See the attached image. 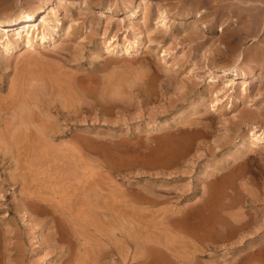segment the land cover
<instances>
[{"label":"rangeland","instance_id":"obj_1","mask_svg":"<svg viewBox=\"0 0 264 264\" xmlns=\"http://www.w3.org/2000/svg\"><path fill=\"white\" fill-rule=\"evenodd\" d=\"M104 1L112 4L117 3V5H119L120 2V5L123 6L128 4L131 8L134 6V3L129 4V1L124 3L126 0ZM38 3L39 7L40 5L42 7V5L45 3V0H1L0 17L32 13L35 8H37L36 4ZM151 5L152 10L150 8V13H153L154 16L157 15L158 9L160 10L161 7L164 12H167L169 17L172 16V19L170 20V28L168 30L158 29L154 31L152 38L155 40L160 38L157 40L158 42L161 40L159 44H157L158 47H160V49L163 47V49H166L171 54L175 55L174 57L177 56V59H170L171 64L174 61L176 65L179 66V71L176 73L177 79L173 85L168 83L165 84L168 81V77H163L165 80H167L164 81V87L166 90L163 89V93L158 91L156 95H152L149 98H143L142 96H139L138 98L136 97L131 103H129L128 100H124L127 103H121L123 105L120 108L114 107L111 111L99 109L91 110L89 112L71 111L69 114L68 112L65 114H60L53 109L48 115L51 114V118L56 119L61 124L56 123V128L50 129L52 134L55 135H52V138L48 137V139L50 138V141L52 142H50L48 139L39 140L40 143L39 141L34 142L32 140L34 139L35 135V140H38V137L39 139H42L40 138L43 136V132L41 131L42 129L40 130L33 128V132L35 131V133H33L32 130L29 131V129L26 130V128L23 127H21L22 129L19 127H16V129L13 127H8V129L7 127H0V194H5V196H7V202L5 201L3 203V201H0V208L5 209L0 210V232H2L1 234L5 237H3L2 240L0 239L3 241L0 242V264H48L51 261L52 262L49 264H58L59 257L61 255H66V257H68L70 255H68V253L70 252L66 251L63 254V251H65L68 247L66 245H69L67 240H64V242L62 239H59L61 237H59L58 234L55 236H58L59 238H54L53 235L52 239H50V231H47L50 229L47 227L48 224H45L46 222L48 223L50 218V213H48L47 208H54L55 206L61 207V205H64L65 202L62 204V201H64L63 199H65L64 194L66 193V190L71 189V186L73 185L78 187L80 186V190H86L89 185L87 181L89 177L88 174L90 175V173L93 171L98 176V181L100 180L101 182H99V186L101 188L103 187V192L101 191L102 194L107 195L106 198L104 197L105 199L102 198L104 196L102 195V199L100 200H102L104 203H107L105 200H109L111 207H115V211L112 208V213L114 216L117 214L115 217H113L115 220L113 221L112 219L110 224V235L113 240L112 264H264V147H261L260 149H250V151L248 150L247 153L244 154L245 156L242 155L240 159L234 158L232 161L233 163L231 162L232 165H228L227 169H210L212 163L223 162V155L228 148H223L220 145L223 141L230 140L229 138L231 137L232 132H236L238 131V128H241V133H246L248 129L252 127V124H256L258 127L264 129L263 117L261 118L263 119L261 121H250L254 117L253 110L255 109L254 111H256V107H252V105H249L248 103H246V105L244 104L242 109H239V111H242V113L244 112V114L237 120V110L239 107L237 110L234 109V111L226 110L225 105L230 100V94H224V92L221 93V91L219 92V96L222 97L224 104L221 105L216 111L207 110L205 112V110L202 108L204 111H201H203V115L206 116H201L202 118H198L199 121H201L199 124H194V122L189 121V119L180 123V128H173L172 130L174 131L171 130V133L169 132L170 129L167 131H156L155 128L149 125L150 123L155 122V120L165 122L171 114L179 111L183 113L182 115L190 114L188 113V111L191 110L189 105L191 102L198 99L200 95L199 93H201V91H204L203 86H200L197 89H192L191 83L196 77L195 73L198 71V77L201 79H207L209 77L208 73L205 72L207 67L214 66L215 64L221 66L234 65L233 58L230 59L231 54L229 52H232L231 47H237L236 50L238 52L235 50L237 53L243 49L247 51L245 48H248L247 46H250L252 41L243 40V43L239 42L237 44H233L229 40V33L231 34L233 31H235V29H232L237 28L238 23H242V20L239 19V16L244 13V10L246 15L252 14L254 11L257 12L258 10H261L264 13V0H254L246 3L236 2V0H153ZM239 7H241V9ZM55 8L57 11L61 10L59 11L61 14L67 13L68 9L70 13L77 9L76 6L74 7V4L70 3H68L65 8L63 5L61 7L60 4H55ZM1 9L4 11L7 9L9 10H7V13ZM62 11L65 12L62 13ZM120 11L121 14L119 19H122L121 23L124 24L123 20H125L128 16L129 9L127 7ZM189 11L191 12V15H194L197 12H200L202 15L200 18L193 17L192 19L190 18L186 21L180 20L178 18L180 15H183V13ZM90 12L91 13H88V15L98 14V9L92 8ZM84 16L85 15H76L78 23L75 25L80 32L82 30L81 26L85 24ZM52 17L54 19V14H52ZM38 18L40 20V15ZM219 24H222L221 26L225 25L226 29H224L223 33H218L216 31V27ZM201 25L205 26L200 27ZM39 26L41 27L40 29L46 27L45 25H40V22ZM124 29L125 26L122 27L118 33H122ZM190 30L191 32H189ZM101 31L102 26L99 27V32ZM4 32L7 31H3L2 29L0 30V47L8 39V35H3ZM11 32L12 31L10 30V37H12ZM164 32H166V35ZM167 32L170 34H167ZM187 36L189 39H187ZM220 37L222 38L221 40ZM178 38H180V40ZM179 42L180 44H178ZM152 43L154 44V42H151V44ZM174 43H176V45H174ZM186 44H188V46ZM252 44L251 48L252 46H255L258 51L261 50L257 47L258 45H256V42H253ZM199 46L203 49H201ZM171 48L173 49L169 50ZM261 48H263V50H261L262 54L259 55V57L254 60L249 58L244 59L242 64H240V68L249 70L252 66L254 69L253 71H258L260 69L261 71L264 70V46H261ZM24 49V53H21L23 56L26 55V50ZM201 51H204V54L200 53ZM179 55H181V58ZM62 57L68 58L69 56ZM149 57H152L153 59L151 58L150 60ZM24 58L25 57H21V59ZM145 58H148V61H151V63L154 65L156 64L154 62H157L156 58L153 56H146ZM195 61H197V63ZM190 64L193 65L190 66ZM202 68L205 69L203 70ZM12 73L14 77L18 75V78H14ZM22 74L23 73L20 71V69L7 70L4 75L6 87L9 84L11 85L10 81H12V79L14 82L16 80L20 81L21 78L19 77L22 76ZM162 76V72L159 71V77L161 78ZM237 82L238 80H236V84H234L239 87V82ZM20 85L15 84L16 87H19ZM263 88L264 84H259V87L255 89V94L253 92V95L262 96V94H264ZM259 89H261L260 92L262 93L258 92ZM253 102L254 104H260V101L255 102V100H253ZM259 106V109H264V103ZM36 114L35 118L38 119V114ZM90 118H95L97 123L93 124L92 121L87 123V119ZM198 119L195 120L198 121ZM203 124L209 125L207 131L205 130L206 128H203ZM87 126L88 128H86ZM91 126L92 128H90ZM198 128H200V130ZM51 131H49V133H51ZM201 131L204 132L202 133ZM28 134L33 138L28 137ZM99 134H102L103 137L102 135L99 136ZM25 137L30 138L34 144L32 141L29 143L25 142ZM90 138L97 140L91 141ZM20 140L23 141L20 143ZM64 141L67 146L70 145V148L76 147L75 149H79L77 148L79 146L81 148L79 149L81 150V153L83 155H87V157L85 158L84 156V158L87 160L89 159L88 161L90 162L92 160L95 166L92 164L90 167L91 169H88L87 167H80V165L79 167L75 166L76 164L78 165V163H76L71 158L72 156L69 151L67 152L63 151V149L61 150L62 147L60 145L64 143ZM22 143L23 145H21ZM40 145L43 147L42 149ZM71 145H74L75 147ZM20 146H22V148ZM21 149L26 150H24L25 152L22 154H20V152L19 155L18 152ZM56 150L60 154L56 152ZM213 151L217 152V154L212 155L213 153L211 154V152ZM65 152L67 153L65 154ZM67 155L69 156L67 157ZM61 156L64 157L62 158ZM60 158L64 159L65 161L68 160L69 163H67L68 165L66 164L68 169H65L66 182H64L65 185H68V187L66 189L60 187L61 193L59 192L60 194L58 193L55 197V195L52 196L50 191L46 192L43 189L42 182L47 180V175L51 176L53 173L52 176L55 177L57 174H59L58 170H56V168L53 166H55V162ZM71 159L73 161H71ZM18 160H22V168L19 167L17 169L15 165L20 163ZM25 160L32 163L31 168H26V165H28L29 162ZM25 162H27V164ZM46 164L49 167L47 169H50L51 172L47 169H44V167H47ZM40 168H42V170H40ZM30 169L31 173L29 175L28 172ZM54 169L57 173L55 171V173L53 172ZM39 172L47 174L41 175L40 173V175H38ZM12 174H14L13 177L15 176L16 180L13 179ZM22 174H24V176H21ZM27 174L29 175V178H27ZM36 176L38 177L37 179ZM34 177L35 180H33ZM34 184L36 185V188ZM38 187L42 188L44 191L42 189H38ZM25 188H31L32 190L35 189L41 192L39 193L38 191L36 192L33 190L35 193L32 195V203H28L29 205H32V207L34 206L35 209L31 207L33 209L32 210L28 207L29 205L22 204V209L24 210L21 209V211L24 212L20 211V213L17 214L12 207V202H22V198H24L23 191H25ZM110 192L114 194V196L117 194V196L113 198L110 197L112 200H110L108 197L112 195ZM13 193L15 194L14 197ZM84 197L85 194L80 196V198ZM59 199L61 202H59ZM75 201L78 200L75 198L73 202L76 203ZM102 201L99 204L100 206H104ZM73 208L76 210L75 208L78 209L79 207L74 206ZM73 208L69 211L75 212L73 211ZM82 209H84L83 211H86V207ZM100 210L102 211V209ZM76 211L78 214L76 215L77 212L74 214L77 217L72 213L73 218H70L69 216L66 217V213H64V216L63 212L61 211L59 214H57V220L60 221H53L54 224L57 223L56 225L61 228V234L62 232L67 236L71 234V241L77 244L74 246V249H76L73 252L74 254H72V257L70 255L68 258V263L70 264H78V257L83 253L82 242L84 239L81 237V232L84 235L85 232L83 231L85 229L80 227L81 225L78 226L80 222L84 224V222L88 223L89 221V224L91 222V224H96L99 221L97 224L100 226V230L102 227L101 233H86L88 236H90L92 233L93 240L102 239L105 241L104 238H106L105 229L107 228L105 223L99 218L98 221L94 220V218H92L93 214L90 212L91 209L88 210V206L87 211L89 212H82L80 209ZM82 213H84L83 217ZM23 214H25V219L23 218ZM26 215H28V220H26ZM75 218L77 220H75ZM63 225V228H65L69 235L62 231L61 226ZM31 226H34L35 229L32 230ZM73 227H76L74 228L75 230H73ZM70 230L73 232H68ZM77 230L78 232L81 231L79 232L80 234L76 232ZM22 236L27 237V241H25ZM48 236L50 238H48ZM77 236L78 238L80 237V241H78ZM42 239L46 242H43ZM11 241L21 242L22 247L20 252L18 251L15 253L13 250L14 248H10V246L13 244ZM104 257L105 256L99 257L100 264H107L106 257Z\"/></svg>","mask_w":264,"mask_h":264},{"label":"bare ground","instance_id":"obj_2","mask_svg":"<svg viewBox=\"0 0 264 264\" xmlns=\"http://www.w3.org/2000/svg\"><path fill=\"white\" fill-rule=\"evenodd\" d=\"M127 1H129V4L134 3L133 8H131L128 4L123 6V5H120V2H119V5H117V3H113V4L107 3L104 0H45V3L42 5V7H41V5L39 7V3L36 4L38 9L35 8V10L32 13H26L25 15L16 14V15H10L9 17H0V30L2 29L3 31L4 30L7 31V32H4L3 35H8L7 41L0 47V58H1L0 59L1 60V62H0V127H5V128L7 127V129H8V127H13L15 129H16V127H19V128L23 127V128H26V130L29 129V131L32 130L33 128L34 129L37 128L40 130L42 129L41 131L43 132L44 137L41 135L42 137H40V138H42V139H39V137H38V140H35V138H36V135H35L34 139H32V140L34 142H36V141L38 142L39 140H47L48 137L52 138V135H54V134H52V131L50 129H55L56 123L61 124L56 119L51 118V116H50L51 114L48 115L49 112L52 111L53 109L56 110L60 114H65L67 112L69 114L71 111L89 112L91 110H99V109L100 110L102 109L105 111H111L114 107L120 108L123 105L121 103H127L124 100H128V102L131 103V102H133V100L136 97L138 98L139 96H142L143 98L144 97L149 98L152 95H156L158 91H161V93H163V91L166 90L164 87V81L168 80L165 84L168 83L170 85H173V83L177 79L176 73H178V71H179V66L176 65V63L174 61L171 64L170 59L173 60L177 56L174 57L175 55L171 54L166 49H163V47H162V49H160V47H158L157 44H159V42L161 40L159 42L157 40L160 38H158L157 40L152 38V34L154 33V31H156L158 29H162V30L167 29L168 30L170 28V20L172 19V16H170L171 17L170 18L169 15L167 14V12H164L162 7L160 8V10L158 9L157 15L155 14L156 16H154L153 13H150V8L152 7L151 3L153 0L152 1L151 0H138V1L126 0V1H124V3H126ZM8 2H12V1H8ZM2 3H4V2H2ZM5 3H6V1H5ZM68 3L74 4V7L76 6V8L78 10L77 9L73 10L70 13L69 9H68L67 13H64L65 11H62V13H64V14H61L59 12L61 10L57 11L55 8V4H57V5L60 4L61 7L63 5L65 8V6H67ZM9 6H11V5H9ZM127 7L129 9V11H128L129 13H128V16L126 17V19L123 20V22H124V24H123V23H121L122 19H119L120 14H121L120 10H123L124 8H127ZM28 8H29V6H28ZM33 8H34V6H33ZM70 8H71V6H70ZM92 8H97L98 14L88 15V13H91L90 11ZM239 8L241 9V7H239ZM155 9H156V7H155ZM7 10H9V9H7ZM7 10H5V11L7 12ZM36 10H38V11H36ZM151 10H152V8H151ZM2 11H4V10H2ZM155 12H157V11H155ZM52 14H54V19L52 17ZM77 14L80 16L85 15L84 16L85 24H83L81 26V29H82L81 32L78 30V28L75 25L76 23H78L77 22L78 19H76ZM39 15H40V20L38 18ZM194 15H191V12L189 11V12L183 13V15H180L178 18L180 20L186 21L187 19H190V18L192 19L193 17H199L200 18V16L202 14L200 12H197ZM253 17L254 16H252V19H253ZM195 20H196V18H195ZM247 20H249V19H247ZM250 20H251V18H250ZM82 21H84V20H82ZM39 22H40V25H42V26L45 25L46 27H44L43 29H40L41 27L39 26ZM253 22L255 23V19L253 20ZM256 22H259V20H257ZM180 23H181V21H180ZM193 24H195V23H193ZM202 24H204V23H202ZM126 25H127V27H126ZM221 25L222 24H219L216 27V31L218 33H223L224 29H226L225 25H223V26H221ZM236 25H237V23H236ZM242 25L243 24H241V26ZM251 25L254 26V24H251ZM101 26H102V31L99 32V27H101ZM124 26H125V29L123 30V32L118 33L119 30H121L122 27H124ZM177 26H178V24H177ZM189 26H188V28H189ZM204 26L205 25H201L200 27H204ZM174 27H175V25H174ZM257 27H260V25H258ZM188 28H187V30H188ZM249 28H251V27L249 26ZM253 28H251V30ZM213 29H214V26H213ZM10 30L12 31L11 32L12 37H10V34H9ZM229 30H230V28H229ZM232 30H234V29H232ZM184 31H185V29H184ZM196 31H198V30H196ZM243 31L247 32V28H246V30H243ZM257 31H259V30H257ZM189 32H191V30ZM240 32H242V31H240ZM248 32H250V30ZM164 33L166 35V32H164ZM255 33H257V32H255ZM255 33H253V34H255ZM167 34H170V33L167 32ZM233 36H234V34H233ZM244 38H246V37H244ZM178 39L180 40V38H178ZM187 39H189V37ZM221 39L222 38L220 37V40ZM232 39H233V37H232ZM23 40H24V42H23ZM233 40L231 42L233 44H237L236 42H234L235 40L234 41ZM244 40H246V39H244ZM151 42H154V44L153 43L151 44ZM226 42H227V40H226ZM237 42L239 43V41H237ZM176 43H177V41H176ZM176 43H174V45H176ZM241 43H243V42L241 41ZM256 43H258V42H256ZM178 44H180V42ZM206 44H208V43H206ZM222 44H223V42H222ZM251 44H250V46L249 45L247 46L248 48H245V49H247V51H245L243 49V50L239 51V53H237L238 52L236 50L237 47H233V46L231 47L232 52H229V53L231 54L230 59L233 58V60H234V65H232V66L231 65L230 66H221V65L215 64L214 66L207 67L206 69L204 68L205 72H207L208 76H209L207 79H205V78L201 79L200 77H198L197 76L198 71L195 73L196 77L192 81L191 87H192V89H197L200 86H203L204 91H201V93H199L200 95H199L198 99L191 102V104L189 105L191 110L188 111V113H190V114L182 115L183 113H181L179 111V112L171 114L170 117H168V119H166L165 122L155 120V122L150 123L149 125L151 127L155 128L156 131H158V130H162V131L166 130L167 131L170 129L169 132L171 133V130L173 128L174 129L180 128L181 127V126L179 127V125H181L180 123L185 122L189 119H190L189 121H193L194 124H199L201 121H199L198 118L201 116H206V115H203L204 110H205V112L207 110H215L216 111L219 109V107L221 105L224 104L222 97L219 96V92H221V91H222L221 93L224 92V94L225 93L230 94V96H229L230 100L225 105L226 110H233L234 111V109L237 110V108L239 107L237 110L238 111L237 112L238 113L237 120L240 117H242V115L244 114V112L242 113V111H239V109H242V107L244 106V104L246 105V103H248L249 105H252V107H256V111H254L255 109L253 110V116L254 117L250 121L257 122V121L263 120L264 119V111H263L264 107L262 108L263 110H261V109H259L260 108L259 105L264 103V94H262V96H259V95L254 96L253 92L255 91V89L257 87H259V84L260 85L264 84V70L261 71V69H260L258 71H253L254 69L252 66L250 67L249 70H244V69L240 68V64H242L244 59L249 58V59L254 60L257 57H259L258 49L255 46H252V48H251ZM186 45L188 46V44H186ZM186 45H184V46H186ZM166 48H168V47H166ZM23 49L26 50V55L24 54L25 56L22 55L24 53ZM172 49L173 48H171L169 50H172ZM201 49H203V48H201ZM204 49H205V47H204ZM235 50L237 52H235ZM204 51H201L200 53L204 54ZM179 52H181V51H179ZM251 52H253V53H251ZM62 56H69V57L67 58V57H62ZM146 56H153L154 58H156L157 62H154V63H156L155 65H157V66H155L153 63H151V61L150 62L148 61L149 59L151 60L152 57L151 58L149 57V59L148 58L146 59L145 58ZM180 56L181 55H179V57ZM182 56H183V54H182ZM21 57H25V58L21 59ZM194 57H197V56H194ZM208 57H209V55H208ZM189 58H190V56H189ZM245 61H247V60H245ZM189 62H191V61H189ZM195 62L197 63V61H195ZM263 62H264V60H263ZM245 64H246V62H245ZM192 65L193 64H190V66H192ZM193 67H192V69H193ZM9 69H12V70L20 69V71L23 74H22V76L19 77V78H21V80L20 81L16 80L18 83L16 81H15L16 82L15 83L12 79L14 77L13 73H12V76H13L11 78L12 81L9 80L11 82V85L9 84L10 86L8 85L6 87V84H5L6 81H5L4 75H5V72H7V70H9ZM159 71L162 72V74H163V76L161 78L159 77ZM187 71H188V69H187ZM24 73H25V76H24ZM17 76L18 75H16V77H14V78H18ZM163 77H165V78L168 77V79L165 80V78H163ZM193 78H194V76H193ZM188 79H190V78H188ZM236 80H238V82H239V87H237V85H235ZM19 82L21 83V85ZM14 83L16 85H20L19 86L20 88L18 86L16 87ZM165 86H167V85H165ZM260 88H261V86H260ZM5 90H6V92H5ZM260 90L261 89H259V91L258 90L257 91L260 92ZM260 93H262V92H260ZM254 94H255V92H254ZM223 98H224V96H223ZM256 99H257V101H260V104H258V103L254 104L253 100H255V102H257ZM99 107H101V108H99ZM257 109H259V110H257ZM201 110H203V111H201ZM36 113L40 116H38ZM35 114L37 115L38 119L35 118ZM223 114H224V112H223ZM262 117H263V119H261ZM100 119H99V122H100ZM195 119L196 120L198 119V121H196ZM76 120H77V118H76ZM91 121L93 124L97 123V120L95 118L87 119L86 122L89 123ZM188 123H190V122H188ZM231 123H232V121H231ZM203 126H204L203 128H206L205 130L207 131V128H209L208 127L209 125L203 124ZM251 126L252 127L249 128L246 133H241V128H238L237 129L238 131L232 132L231 137L229 136L230 140L223 141L221 143L220 146H222L223 148L224 147L228 148L223 155V162L212 163L210 166V169H212V168L219 169V170H221L223 168L227 169L228 165L231 164V162L233 161L234 158L240 159L242 155L245 156L244 154L247 153L248 150L250 151V149H256V148L260 149L261 147H264V129L258 127V125H256V124H252ZM86 128H88V126ZM90 128H92V126ZM15 129H13V130H15ZM198 129L200 130V128H198ZM49 131H51V133H49ZM96 131H98V130H96ZM172 131H174V130H172ZM32 132H33V130H32ZM33 133H35V131ZM82 133H84V132H82ZM192 134H193V132H192ZM101 135L99 134V136H101ZM162 135H163V133H162ZM195 135H196V133H195ZM79 136H80V134H79ZM83 136H85V135H83ZM83 136H81V137H83ZM22 137H23V134H22ZM28 137L31 138L32 136L31 135L29 136V134H28ZM28 137L24 138V141L27 143L32 141ZM76 137H78V136H76ZM102 137H103V135H102ZM139 137H140V135H139ZM50 138L48 139L49 141H50ZM139 139H141V138H139ZM6 140H7V138H6ZM90 140L95 141L97 139L90 138ZM102 140H103V138H102ZM21 141H23V140H20V143H21ZM33 141H32V143L34 144ZM50 142H52V141H50ZM85 142H86V140H85ZM98 142H100V141H98ZM39 143H40V141H39ZM59 143H60V141H59ZM178 143H179V141H178ZM101 144H102V142H101ZM21 145H23V143ZM36 145H37V143H36ZM52 145H53V143H52ZM76 145H78V144H76ZM60 146L62 147V148L59 147V148H61V150L63 149V151H67V152L69 151V153L72 156L71 158L76 163H78V165L75 163L76 164L75 166L79 167V165H80V167H84V168L87 167L88 169L92 166V164H93V162L91 160L92 157L90 158V160L92 162L91 163L90 161H88L89 159L88 160L85 159L87 157V155H83L81 153V150H79L81 148L79 146L77 147L79 149H75L76 147L74 145H71V146H73L75 148H72V147L70 148V145L67 146V144H65V141ZM20 147L22 148V146H20ZM29 147H30V145H29ZM38 148H39V146H38ZM42 148L43 147L41 146V149ZM90 148H91V146H90ZM24 150H26V149H24ZM24 150L21 149L18 152V154L20 152H21L20 154L24 153L25 152ZM71 151L73 154L71 153ZM56 152H58V151L56 150ZM67 152H65V154ZM211 154L215 155V154H217V152L213 151V152H211ZM69 155H67V157ZM84 156H85V158H84ZM57 158H58V156H57ZM62 158L58 159V161L55 162L56 167L53 166L54 168H56V170H58L59 174H57V176L54 175L55 177L52 176L53 173L51 174V176L47 175V180L42 182L43 183V185H42L43 189L46 192L50 191L52 196L55 195V197L59 192L61 193L60 187H62L63 189H66L68 187V185H65V183H64V182H66V180H65L66 179L65 178V169L67 168L66 164L68 163V160L65 161ZM24 159H26V158H24ZM72 159H71V161H73ZM30 160H32V159H30ZM257 160H259V159H257ZM19 161H20V163H18L19 165L18 164L15 165L17 167V169L19 167L22 168V166H21L22 160H18V162ZM25 161H27V160H25ZM27 162H29V161H27ZM27 162H25V163L27 164ZM16 163H17V161H16ZM31 165H32V163L29 162L28 165H26L27 166L26 168H31ZM72 165H73V163H72ZM93 166H95V165L93 164ZM26 168H25V170H26ZM47 168H49L48 165L46 168L44 167V169H47ZM40 170H42V168H40ZM47 170L50 171V169H47ZM56 170L54 169L53 172L54 171L56 172ZM30 173H31V169L28 172V174L30 175ZM40 173H41V175L47 174V173L39 172L38 175H40ZM94 174H95L94 171L91 172L90 175L88 174L89 177H88L87 181H88L89 185H88V187L85 186V187H87L86 190H84V191L80 190L79 189L80 186L78 187V186L73 185V186H71V189H67L66 193L64 194L65 199H63L64 201H62L63 202L62 204H64V202H65L64 205H61V203H60L61 207L55 206L54 208H52V207L47 208L48 213H50V218L48 220V223L46 222L45 224L46 225L48 224L47 227L50 229L47 231L48 232L50 231L49 236L51 238L49 236H48V238L52 239L53 235H54L53 237L55 238L56 237L55 235L58 234L59 237H61V238H59L58 236L56 238L62 239L63 241L67 240L69 245H66L68 247L66 248L65 251H63V254H64V252L67 251V252H70V253H68V255L70 254L72 257V254H74L73 252L76 250V249H74V246H76L77 244L71 241V239H70L71 234L69 235V233H67L65 228H63L64 225L61 226L62 231L66 232L69 236L63 234V232L61 234V231H60L61 228H59L56 225L57 223L54 224L53 221L55 220V222H56V220L58 218L57 214H59L61 211L63 212V215H64V213H66L65 214L66 217L69 216L70 218H73L72 213L73 214L76 213L77 212L76 210H79V209L82 212H86L87 206H88V210L91 209L90 212H92V214H93V216L91 214L92 218H94V220H96V221H98V218H99L105 223L106 228H107V229H105L106 238H104L105 241H103L102 239H94L93 240L92 239V237H93L92 233L90 236H88L86 233V232H94L95 234L97 232L101 233L102 227L100 230V228H99L100 226L97 224V223H99V221L96 224H94V223L91 224L92 222L89 224V221H88V223L87 222L85 223L83 219L82 220H83L84 224H82V222H80V223L78 222L79 223L78 226L81 225L80 227H83L85 229L84 231L82 230L83 232H85L84 235L82 234L81 231H79V232H81V235H82V236L81 235L80 236L84 240L82 242V248H83L82 252L83 253L81 252L82 254H80V256L78 257V264H100V262H99L100 256H105L107 264H112L113 240H112V237L110 235L111 234L110 224H111L113 217H115L117 214L114 216V214L112 213V210L115 207L114 208L111 207L109 200H105L107 203H104L102 200H100L104 197L106 198L107 195L102 194V192H103L102 188L103 187L101 188L99 186L100 180L98 181V176L96 174L95 175ZM13 175L14 174H12V177H13ZM29 175L27 176V178H29ZM32 175H33V172H32ZM21 176H24V174H22ZM37 176H36V179L38 178ZM96 176H97V178H96ZM13 179L16 180L15 176L13 177ZM222 179H224V178H222ZM33 180H35V177ZM36 181H38V180H36ZM27 182H30V181H27ZM31 182H32V180H31ZM23 185H24V181H23ZM32 185H33V183H32ZM32 185H31V187H32ZM76 185H77V183H76ZM23 187H25V186H23ZM35 188H36V185H35ZM82 188H84V187H82ZM38 189H42V188L38 187ZM33 190H35V189H33ZM33 190L31 188L30 189L25 188V191H23L24 198H22L21 203H15L13 201V197L15 195L13 193L12 207L14 208V210L17 214H19L21 209L23 208L22 204L23 205H29L28 203H30V202L32 203V200H33L32 195H33V193H35V191L36 192L38 191V190H35V191H33ZM109 191H111V190H109ZM84 194H85V197L80 198V196L84 195ZM107 194H109V193H107ZM102 195H104V196L101 198ZM112 195L108 196L110 200H112L111 198L117 196V194L115 196H114V194H112ZM75 198L78 200V201H75L76 203L73 202ZM20 199H21V197H20ZM60 199H59V202H61V200H62V199L61 200ZM6 200H7V196H5V194H0V201H3V203H4ZM99 200H100V202L102 201L104 203V206L99 205L100 204ZM114 201H116V200H114ZM56 204H58V203H56ZM74 206H78L79 208L78 209L75 208L76 210H74V208H73ZM28 207L30 209H32V208L35 209L34 206L32 207V205H29ZM63 207H66V208H63ZM84 207H86V211H83L84 209H82V208H84ZM102 207H104V208H102ZM118 207H120V206H118ZM72 208H73V211H75V212L69 211ZM100 209H102V211ZM0 210H5V209L0 208ZM22 210H24V209H22ZM114 211H115V209H114ZM21 212H24V211H21ZM87 212H89V211H87ZM3 213L6 214L5 212H3ZM40 213H42V212H40ZM77 214H78V212L76 213V215ZM83 214L84 213H82V217L84 216ZM24 215L25 214H23V218H24ZM76 215L74 214V216H76ZM80 216H81V214H80ZM26 218H27L26 220H28V215H26ZM84 219H86V218H84ZM75 220H77V219L75 218ZM114 220L115 219H113V221ZM57 221H60V220H57ZM35 222H36V220H35ZM69 224H71V223H69ZM11 227H10V229H11ZM74 228H76V227H73V230H75ZM31 229L34 230L35 227L31 226ZM7 232H9V231H7ZM48 232H47V234H48ZM68 232H73V231L70 230ZM76 232L79 233L78 230ZM1 233L2 232H0V239L2 240V238L4 236ZM77 233H76V235H77ZM22 235H24V234H22ZM25 235H27V234H25ZM22 238H24V240L27 241V237L22 236ZM79 238L77 236L78 241H80ZM72 239H73V237H72ZM1 240H0V242H3ZM97 240H99V241H97ZM36 241H37V239H36ZM42 241H43V239H42ZM11 242L13 244L10 246V248L11 249L14 248L13 250L15 253L18 251L20 252L21 247H22L21 242H17V241H11ZM43 242H46V241H43ZM47 242H50V241H47ZM57 242H59V241H57ZM75 242H77V241H75ZM77 243H79V242H77ZM1 246H2V243H1ZM0 253H1V251H0ZM62 256H64V257H62ZM69 256L66 257V255H61L59 257L58 264H70V263H68ZM71 260H70V262H71ZM15 262H16V260H15ZM51 262H49V263H51ZM72 262H73V260H72Z\"/></svg>","mask_w":264,"mask_h":264},{"label":"crops","instance_id":"obj_3","mask_svg":"<svg viewBox=\"0 0 264 264\" xmlns=\"http://www.w3.org/2000/svg\"><path fill=\"white\" fill-rule=\"evenodd\" d=\"M227 1H230V0H227ZM232 1H235V0H232ZM249 1H254V0H236V2H242V3H246V2H249ZM244 9H246V8H244ZM258 15V16H257ZM261 15V16H260ZM251 16V17H250ZM252 16H254L253 17V19H252ZM259 17V18H258ZM249 19L250 20V18H251V20L249 21V20H247V19ZM239 19H241V20H243L242 21V23H238V25L239 26H237V29L236 28H233V29H235V31H233L231 34H229V37H230V41H232L234 38V42H236V43H238L237 41H239V42H241V41H243L244 39H246L247 41H252V42H258L257 43V47L258 48H260L261 50H263V48H261V46H264L263 44V42H264V13L261 11V10H258L257 12L256 11H254L252 14H249V15H246V13H245V10H244V13L241 15V16H239ZM245 19V20H244ZM255 19V23L253 22V20ZM259 20V22L261 23H259V22H256L257 20ZM262 21V22H261ZM246 22V23H245ZM253 22V23H252ZM249 23V24H248ZM259 23V24H258ZM241 24H243L242 26H241ZM251 24H254V26L253 25H251ZM258 25H260V27H257ZM249 26L251 27V28H253L252 30H251V28H249ZM242 27H244L243 28V30H246V28H247V32L246 31H243L242 30ZM256 27V28H255ZM258 28V29H257ZM260 28V29H259ZM250 30V32H248ZM257 30H259V31H257ZM240 31H242V32H240ZM254 31V32H253ZM245 32V33H244ZM255 32H257V33H255ZM261 32V33H260ZM244 33V34H243ZM248 33V34H247ZM250 33V34H249ZM253 33H255V34H253ZM233 34H234V36H233ZM263 34V35H262ZM258 35V36H257ZM250 36V37H249ZM256 36V37H255ZM232 37H233V39H232ZM244 37H246V38H244ZM252 38V39H251ZM256 38V39H255ZM254 39V40H253ZM237 40V41H236ZM263 40V41H262ZM259 51V55H261L262 54V51Z\"/></svg>","mask_w":264,"mask_h":264}]
</instances>
